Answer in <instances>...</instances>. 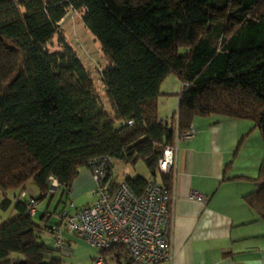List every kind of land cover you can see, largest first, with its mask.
I'll use <instances>...</instances> for the list:
<instances>
[{
	"label": "trees",
	"instance_id": "1",
	"mask_svg": "<svg viewBox=\"0 0 264 264\" xmlns=\"http://www.w3.org/2000/svg\"><path fill=\"white\" fill-rule=\"evenodd\" d=\"M231 1L0 0V208L13 202L15 211L0 223V264H61L51 227L64 209L50 223L46 208L36 222L37 207L29 214L20 197L29 183L37 205L56 193L45 195L50 177L69 195L78 170L108 156L145 164L150 179L122 180L134 193L150 180L171 191L174 172H159L158 159L198 116L250 120L264 139V0ZM68 9L100 45L110 111L71 46H51ZM169 75L181 83L176 126L157 114ZM240 179L259 184L242 198L264 221V154L256 177ZM124 254L121 246L102 252L116 264Z\"/></svg>",
	"mask_w": 264,
	"mask_h": 264
},
{
	"label": "crops",
	"instance_id": "2",
	"mask_svg": "<svg viewBox=\"0 0 264 264\" xmlns=\"http://www.w3.org/2000/svg\"><path fill=\"white\" fill-rule=\"evenodd\" d=\"M161 85L157 114L167 120L162 106L171 100L170 110L176 111L180 91L161 89ZM190 128L194 130L191 137L176 144L171 189L172 257L170 262L157 264H264V221L242 198L258 183L240 179L257 175L264 154L260 131L250 120L217 115L195 117ZM110 178L124 180L114 175L113 167ZM92 188L87 168L83 172L79 169L69 194L77 189L92 193ZM191 192L205 199L196 200L190 197ZM104 259L116 264L111 256Z\"/></svg>",
	"mask_w": 264,
	"mask_h": 264
},
{
	"label": "built area",
	"instance_id": "3",
	"mask_svg": "<svg viewBox=\"0 0 264 264\" xmlns=\"http://www.w3.org/2000/svg\"><path fill=\"white\" fill-rule=\"evenodd\" d=\"M176 111L172 115L175 126ZM127 123L131 125V121ZM193 133L191 128L182 134L175 133L173 144L166 145L158 159L159 172H174L176 144ZM112 165L113 160L108 156L89 160L87 169L93 182L94 202L73 213L63 210L57 214L55 217L62 224L51 227L52 244L62 254H70L66 236H77L96 251L93 264H105L102 252L113 246L123 247V264L170 262L171 191L162 183L150 180L143 191L136 194L124 181L111 180ZM46 187L45 195L52 196L60 185L50 177ZM26 193L21 192L20 197H26L28 213L33 215L37 204L31 197L32 191ZM190 197L199 201L205 199L197 192H191Z\"/></svg>",
	"mask_w": 264,
	"mask_h": 264
},
{
	"label": "rangeland",
	"instance_id": "4",
	"mask_svg": "<svg viewBox=\"0 0 264 264\" xmlns=\"http://www.w3.org/2000/svg\"><path fill=\"white\" fill-rule=\"evenodd\" d=\"M237 1L238 0H232L231 4L234 6ZM57 24L58 28L51 43L52 48H58V40L60 39H64L66 43L71 46L79 60L90 72L94 82V90L98 96V99L103 104V106L108 111H110L109 103L105 98L103 87L100 82V72L106 66V60L103 56L100 45L83 25L82 14L72 9H68L65 16ZM162 88H166L167 90L176 93L181 91V83L175 75H169L163 80L161 89ZM171 103L172 101L169 100L166 105L162 106V113H166L165 116H167L168 119L172 117V111H175L176 109L170 110ZM112 167L113 173L118 177V179L126 177L132 178L136 176H140L144 179L151 178L150 173L142 161H137L135 164L131 165L121 160H113ZM85 168L86 167H81L80 171L83 172ZM27 188V191L32 189L35 193H39L32 183H29ZM60 192L61 190L57 189L56 193L51 199L43 198L38 202L37 213L33 216V219L36 222L39 221L40 210L43 211L47 208V212L51 215L49 217V222L51 223L56 221L54 220L52 214L53 212L58 213L61 209L72 212L75 209H80L85 205L92 204L94 200V196L92 195L91 191L86 189H77L75 193L73 192V194L63 196H61ZM2 197L3 194L0 192V203ZM8 197L12 199V194L9 193ZM13 205V202H11L10 206L6 210H2L0 208V223L5 222L7 219L15 215ZM43 239L45 242L49 243L47 235L44 234ZM69 245L71 249L70 254H57L61 260V264H93V259L95 256H97V253L81 238L77 236H71L69 239ZM13 256L16 255L13 254ZM105 262V264H114L112 261H109V259H105Z\"/></svg>",
	"mask_w": 264,
	"mask_h": 264
}]
</instances>
